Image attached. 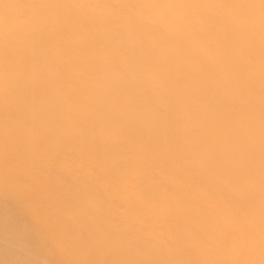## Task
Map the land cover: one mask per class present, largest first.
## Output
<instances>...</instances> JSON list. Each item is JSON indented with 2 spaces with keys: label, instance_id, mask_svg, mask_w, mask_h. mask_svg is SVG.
Masks as SVG:
<instances>
[{
  "label": "bare ground",
  "instance_id": "1",
  "mask_svg": "<svg viewBox=\"0 0 264 264\" xmlns=\"http://www.w3.org/2000/svg\"><path fill=\"white\" fill-rule=\"evenodd\" d=\"M0 264H264V0H0Z\"/></svg>",
  "mask_w": 264,
  "mask_h": 264
}]
</instances>
